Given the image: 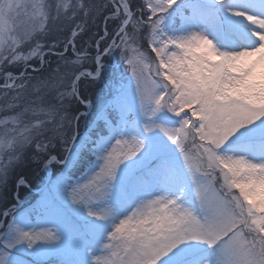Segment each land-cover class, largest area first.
Wrapping results in <instances>:
<instances>
[{
  "label": "snow or ice",
  "instance_id": "1",
  "mask_svg": "<svg viewBox=\"0 0 264 264\" xmlns=\"http://www.w3.org/2000/svg\"><path fill=\"white\" fill-rule=\"evenodd\" d=\"M0 264H264V0H0Z\"/></svg>",
  "mask_w": 264,
  "mask_h": 264
},
{
  "label": "rangeland",
  "instance_id": "2",
  "mask_svg": "<svg viewBox=\"0 0 264 264\" xmlns=\"http://www.w3.org/2000/svg\"><path fill=\"white\" fill-rule=\"evenodd\" d=\"M89 38H90V37H86L85 39H82V40H81V43H82V41L85 42V41L89 40ZM118 62H119V55H118ZM92 95L94 96V100H96V99H98L97 96L100 95V92L98 91L97 93H95V91H94V93H93ZM31 171H32V173H33L34 175H36L38 172H40L39 175H41V177H42L43 174H45V173H43V172H41V171H38V170L35 168V166H33V167L31 168ZM55 174H56V173H55ZM57 175H58V173H57L53 178H51V179L54 181V180L57 178ZM45 179H46V176L43 177V179H41L42 183L45 181ZM22 189H23V188H22ZM22 189H21V190H22ZM31 192H32V191H31ZM29 195H30L29 193H24V194H21L20 196H21L23 199H25L26 197H29ZM40 196H41V191H40V194L37 195V198H36V197L34 198L33 203H37V201L40 200Z\"/></svg>",
  "mask_w": 264,
  "mask_h": 264
},
{
  "label": "trees",
  "instance_id": "3",
  "mask_svg": "<svg viewBox=\"0 0 264 264\" xmlns=\"http://www.w3.org/2000/svg\"><path fill=\"white\" fill-rule=\"evenodd\" d=\"M91 23V22H90ZM96 29H95V27H93L92 29H91V31L92 32H94ZM91 36V32H87V33H85L83 36H82V38H80V40H82V39H84V38H86V37H90ZM83 85L81 86V90H83ZM93 90L94 89H92V88H89V94L91 95L92 93H93ZM83 123H84V121H81V125H80V128H82L83 127ZM37 174H39V172L37 173ZM25 176H26V178H27V180L28 181H33V180H35L36 178H37V176L36 175H34L33 173H32V171H31V168H29L26 172H25Z\"/></svg>",
  "mask_w": 264,
  "mask_h": 264
}]
</instances>
